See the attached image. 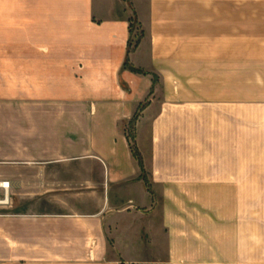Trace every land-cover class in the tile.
Instances as JSON below:
<instances>
[{
    "label": "crops",
    "instance_id": "obj_1",
    "mask_svg": "<svg viewBox=\"0 0 264 264\" xmlns=\"http://www.w3.org/2000/svg\"><path fill=\"white\" fill-rule=\"evenodd\" d=\"M129 2L0 0V264H264V0Z\"/></svg>",
    "mask_w": 264,
    "mask_h": 264
},
{
    "label": "rangeland",
    "instance_id": "obj_2",
    "mask_svg": "<svg viewBox=\"0 0 264 264\" xmlns=\"http://www.w3.org/2000/svg\"><path fill=\"white\" fill-rule=\"evenodd\" d=\"M127 2V4L130 6V8L132 7V2H129V0H125ZM131 34H132V37H131V48L133 47L134 43L136 42V40L139 38L140 34H141V29L140 27L138 26L137 22H135V20H133L131 22ZM134 133V129H133V126H131V128H129V136L130 137H133V134ZM11 205H8V206H0V213H4L5 211H8V210H11L9 209Z\"/></svg>",
    "mask_w": 264,
    "mask_h": 264
},
{
    "label": "built area",
    "instance_id": "obj_3",
    "mask_svg": "<svg viewBox=\"0 0 264 264\" xmlns=\"http://www.w3.org/2000/svg\"><path fill=\"white\" fill-rule=\"evenodd\" d=\"M11 184L9 181H2L0 182V206H8L11 202V197L9 199L6 197V192L11 190Z\"/></svg>",
    "mask_w": 264,
    "mask_h": 264
},
{
    "label": "trees",
    "instance_id": "obj_4",
    "mask_svg": "<svg viewBox=\"0 0 264 264\" xmlns=\"http://www.w3.org/2000/svg\"><path fill=\"white\" fill-rule=\"evenodd\" d=\"M125 67L135 70V69H134V68L128 63V61L126 62ZM131 142H132L131 144H132V148H133V151H134L135 156H136L138 159H140V156H139V154H138V152H137V150H136V147H135V143H134V135H133V137H131Z\"/></svg>",
    "mask_w": 264,
    "mask_h": 264
},
{
    "label": "bare ground",
    "instance_id": "obj_5",
    "mask_svg": "<svg viewBox=\"0 0 264 264\" xmlns=\"http://www.w3.org/2000/svg\"><path fill=\"white\" fill-rule=\"evenodd\" d=\"M0 182H2V180H0ZM7 194H6V197L9 199V197H10V192H9V190L6 192ZM0 200H1V198H0Z\"/></svg>",
    "mask_w": 264,
    "mask_h": 264
}]
</instances>
